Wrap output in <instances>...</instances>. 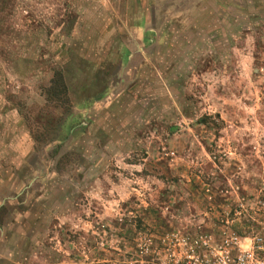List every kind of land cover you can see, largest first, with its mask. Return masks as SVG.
<instances>
[{"label":"rangeland","instance_id":"374dc122","mask_svg":"<svg viewBox=\"0 0 264 264\" xmlns=\"http://www.w3.org/2000/svg\"><path fill=\"white\" fill-rule=\"evenodd\" d=\"M263 220L264 0H0V264H213Z\"/></svg>","mask_w":264,"mask_h":264},{"label":"built area","instance_id":"2783aa9c","mask_svg":"<svg viewBox=\"0 0 264 264\" xmlns=\"http://www.w3.org/2000/svg\"><path fill=\"white\" fill-rule=\"evenodd\" d=\"M261 226L252 236H234L221 253L213 255V264H264V220Z\"/></svg>","mask_w":264,"mask_h":264},{"label":"trees","instance_id":"16d2710c","mask_svg":"<svg viewBox=\"0 0 264 264\" xmlns=\"http://www.w3.org/2000/svg\"><path fill=\"white\" fill-rule=\"evenodd\" d=\"M45 94L47 101L53 104L56 109L63 110V114L71 109L72 101L69 97V86L62 70L55 72Z\"/></svg>","mask_w":264,"mask_h":264}]
</instances>
